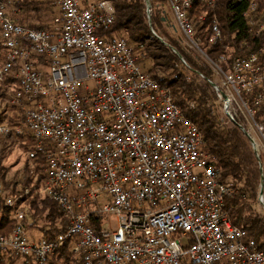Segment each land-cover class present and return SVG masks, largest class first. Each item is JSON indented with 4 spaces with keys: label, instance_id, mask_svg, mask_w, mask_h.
Returning a JSON list of instances; mask_svg holds the SVG:
<instances>
[{
    "label": "built area",
    "instance_id": "obj_1",
    "mask_svg": "<svg viewBox=\"0 0 264 264\" xmlns=\"http://www.w3.org/2000/svg\"><path fill=\"white\" fill-rule=\"evenodd\" d=\"M166 1L186 44L219 77L210 85L230 122L236 124V103L254 122L249 96L264 87V45L225 72L200 49L188 17L196 2L214 7L217 0ZM53 2L57 26L47 31L17 23L9 12L14 0H0V86L8 83L11 103L35 140L30 158H48L41 193L60 207L68 229L52 240L31 237L30 208L21 206L11 217L13 229L0 234V258L49 264L69 243L78 264H264V251L245 240L224 210L234 190L221 183L197 124L163 78L142 68L125 38L103 35L115 22L113 3ZM220 37L214 21L213 40ZM252 102L259 105L262 95ZM254 124L264 138V128ZM23 133L0 125L2 136ZM16 202L4 199L7 208Z\"/></svg>",
    "mask_w": 264,
    "mask_h": 264
},
{
    "label": "trees",
    "instance_id": "obj_2",
    "mask_svg": "<svg viewBox=\"0 0 264 264\" xmlns=\"http://www.w3.org/2000/svg\"><path fill=\"white\" fill-rule=\"evenodd\" d=\"M109 1L116 10L115 22L103 35L125 38L139 57L142 68L162 77V84L171 88L175 103L202 132L204 150L214 160L220 172L221 183L230 185L234 190L231 195L225 197L224 210L234 225L245 230V240L256 242L259 249L264 251V213L257 209L262 174L256 153L239 127L242 125L245 131L249 132L248 120L242 115L244 122L236 120V124L228 125L219 115L216 94L210 85L215 72L196 50L186 44L175 24L168 22L166 14L157 9L162 4H168L166 0H151L150 20L145 0ZM14 2L9 12L17 23L47 31L56 28L59 11L54 10L57 6L53 0ZM253 4L255 10L251 9ZM188 17L194 27V38L200 49L225 72L231 70L234 59L259 54L264 45V0H217L214 7L196 2ZM214 21L218 22L221 31V37L217 40H213ZM166 26L176 37L165 29ZM152 30L156 33L159 31L167 42L158 33L160 38L153 37ZM181 58L189 68L183 65ZM3 59L4 51L0 42V62ZM4 88L9 89L8 83ZM7 94V99L5 95L0 98L7 101L8 111L11 110L12 113H0V125L20 126L24 133L0 137V210L3 214L0 234L10 232L14 227L12 215L21 206H28L31 212V221L28 222L31 237L52 240L67 231L68 221L55 202L40 194L47 178L48 158L42 153L33 159L30 158L35 140L23 126L22 111L11 103ZM259 94L262 95V102L255 105L252 97ZM249 98V109L253 113L254 122L264 128V87L258 88ZM15 146L27 155V162L23 169L7 179L8 170L2 166V162L13 153ZM9 197L17 200L13 208L4 205V199ZM0 264L25 262L21 258L4 256L0 258ZM49 264L78 263L68 243L49 259Z\"/></svg>",
    "mask_w": 264,
    "mask_h": 264
},
{
    "label": "rangeland",
    "instance_id": "obj_3",
    "mask_svg": "<svg viewBox=\"0 0 264 264\" xmlns=\"http://www.w3.org/2000/svg\"><path fill=\"white\" fill-rule=\"evenodd\" d=\"M150 3H151V0H150ZM151 6H152V3H151ZM161 9L167 16L168 18V22L170 24H175V21H174V18H173V14L171 12V8L168 4H162L160 5L159 7H157V9ZM55 11L58 10V8H55L54 9ZM154 12H156V8L154 9ZM153 12V13H154ZM167 27V26H166ZM166 30H168V32L176 37L173 33V31H170L169 28H165ZM157 33L161 36V38L165 41L166 39L163 38L162 34L157 31ZM179 35V33H178ZM183 37V36H182ZM198 52V51H197ZM200 54V52H198ZM186 73L188 75L191 76V74L186 71ZM219 77L215 75L214 77V80H218ZM214 91V89H213ZM7 93V89L4 88V85L3 86H0V97L2 96H6V93ZM215 94V93H214ZM8 95V94H7ZM4 96V97H5ZM9 96V95H8ZM216 99H217V106H218V112H219V115L222 117V119L228 124V125H233L232 122H230V120L228 119V117L226 116L225 114V111H224V108H223V105L222 103L219 101L217 95L215 96ZM7 99V96L5 97ZM10 102V101H9ZM7 101H5L4 99L0 98V113H12V111H8V107H7ZM238 104L236 103V108H235V111H236V115L234 116L235 117V120L239 121V122H244L245 119H243L242 115L247 119L248 118V129H249V132L251 134V136L255 139V146H256V149H257V154L259 155V158H260V161L262 163V167H263V175H264V138L262 137L260 131H258L257 127L255 126L254 122L252 121L251 118L248 117V115L246 114V112L243 110V112H241V110L239 109V107L237 108ZM245 113V114H244ZM233 115H234V112H233ZM0 137H3V136H0ZM251 144V142H250ZM251 147L254 151V147L253 145L251 144ZM27 155L22 153L21 150H19L18 147L15 146L14 148V151L13 153L8 157V159H6L5 161L2 162V166H5L8 170V173H7V179L8 178H11L16 172L20 171L21 169L24 168L25 166V163L27 162ZM261 189V188H260ZM40 194H42L40 192ZM43 195V194H42ZM261 195L259 194V197ZM263 203L260 202V198H258V202H259V205L257 206V209L261 212V213H264V186H263ZM111 227L112 229H116L117 228V220L115 218H112L111 219Z\"/></svg>",
    "mask_w": 264,
    "mask_h": 264
},
{
    "label": "water",
    "instance_id": "obj_4",
    "mask_svg": "<svg viewBox=\"0 0 264 264\" xmlns=\"http://www.w3.org/2000/svg\"><path fill=\"white\" fill-rule=\"evenodd\" d=\"M147 2L149 3V1L147 0ZM176 54H178L176 52ZM179 57H181L179 54H178ZM246 136L248 137V139L250 140L251 144L253 145L254 147V152L256 153V156L258 158V161H259V165H260V170H261V174H262V184H261V189H260V195L262 196L263 195V186H264V175H263V167H262V163L260 161V158H259V155L257 154V150H256V147H255V144H254V140L248 135V133H246Z\"/></svg>",
    "mask_w": 264,
    "mask_h": 264
}]
</instances>
